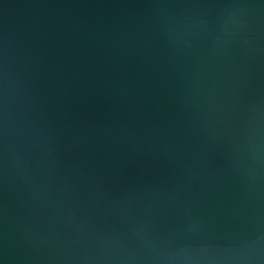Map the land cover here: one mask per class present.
Returning <instances> with one entry per match:
<instances>
[{"label": "water", "instance_id": "water-1", "mask_svg": "<svg viewBox=\"0 0 264 264\" xmlns=\"http://www.w3.org/2000/svg\"><path fill=\"white\" fill-rule=\"evenodd\" d=\"M0 264H264V0H0Z\"/></svg>", "mask_w": 264, "mask_h": 264}]
</instances>
